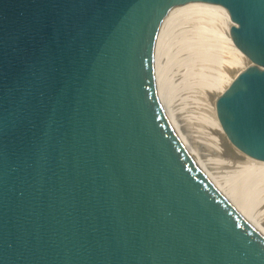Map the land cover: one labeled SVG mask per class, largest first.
<instances>
[{"label":"water","instance_id":"obj_1","mask_svg":"<svg viewBox=\"0 0 264 264\" xmlns=\"http://www.w3.org/2000/svg\"><path fill=\"white\" fill-rule=\"evenodd\" d=\"M191 19L249 59L216 112L264 161V0H0V264H264L158 94L161 37Z\"/></svg>","mask_w":264,"mask_h":264},{"label":"bare ground","instance_id":"obj_2","mask_svg":"<svg viewBox=\"0 0 264 264\" xmlns=\"http://www.w3.org/2000/svg\"><path fill=\"white\" fill-rule=\"evenodd\" d=\"M245 59L230 30L191 19L175 23L162 35L155 76L161 102L189 151L264 234V161L244 154L229 141L216 112L218 96ZM226 147L238 158L228 159Z\"/></svg>","mask_w":264,"mask_h":264},{"label":"rangeland","instance_id":"obj_3","mask_svg":"<svg viewBox=\"0 0 264 264\" xmlns=\"http://www.w3.org/2000/svg\"><path fill=\"white\" fill-rule=\"evenodd\" d=\"M246 59H247V60H246ZM246 59L244 60L245 63H243V65H241V66L244 67L245 65H247L246 62L248 63V62H249V59H248L247 57H246ZM226 148H227V147H226ZM226 148H225V149H226ZM227 150H229V151H228V152L225 151L224 153H225V156H227L228 159L235 160L236 157L238 158V156H236L234 153H232V151H231L229 148H227ZM227 154H228V155H227ZM233 155H234V156H233ZM228 156H229V157H228ZM230 156H231L232 158H231ZM233 157H234L235 159H234Z\"/></svg>","mask_w":264,"mask_h":264}]
</instances>
